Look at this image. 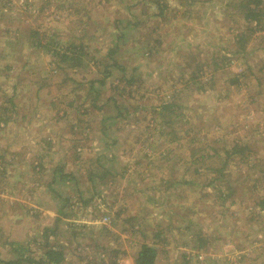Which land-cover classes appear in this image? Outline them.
Instances as JSON below:
<instances>
[{
	"label": "rangeland",
	"instance_id": "374dc122",
	"mask_svg": "<svg viewBox=\"0 0 264 264\" xmlns=\"http://www.w3.org/2000/svg\"><path fill=\"white\" fill-rule=\"evenodd\" d=\"M190 1L0 0V104L14 105L0 122L1 260L19 242L35 255L62 249L63 264H135L154 242L155 264H264V31L229 54L240 13L230 0ZM49 39L82 44L83 68L47 54ZM197 64L214 89L185 88ZM174 94L189 118L160 125L156 109ZM236 140L254 155L228 165L221 183L234 193L221 205L192 150Z\"/></svg>",
	"mask_w": 264,
	"mask_h": 264
},
{
	"label": "trees",
	"instance_id": "16d2710c",
	"mask_svg": "<svg viewBox=\"0 0 264 264\" xmlns=\"http://www.w3.org/2000/svg\"><path fill=\"white\" fill-rule=\"evenodd\" d=\"M159 2L160 1H157V5L160 8V11L156 16L164 15L163 12H164V8L166 7V4H164L163 2L160 3ZM188 4H193L192 0ZM225 7L235 8L240 13L245 23L242 30H240L234 35V40H235L234 45L237 46L235 52L229 51V54L238 53L239 55L244 56L245 54H247L248 48L246 46L249 40L251 39V35L256 32L264 31V2L263 0H230L226 2ZM31 34L38 36L42 40L41 31L34 30L32 31ZM84 35L88 37L87 33H83L82 36ZM260 37H261V41H263L264 43V34H262ZM119 38H121V36ZM37 45L38 46H34V47L35 48L42 47V44H40V46L39 44ZM44 46L48 47L47 54L54 57L55 59L60 58L62 62H66L68 60L70 62L69 67L79 68V69L83 68V65H81L82 56L84 54L86 55V52L84 48L79 47V46H83L82 44L79 43L76 45L72 43L65 49H62L58 44V42L50 41L49 39L47 44H45ZM118 48L119 46H115L113 47V49H109L110 52L109 54H111L114 51H117ZM57 64L59 65L60 70L63 72V70H65L64 66L61 64V62H57ZM212 64L214 67L212 73H215L217 70L229 66V60L223 61L220 64L217 61H214L212 62ZM113 65H116V63ZM205 71L206 70L203 69V66L201 64H197L196 69L193 70L190 76L188 77V79H186L185 88L192 89L191 86L194 85L196 86L194 88L195 90H199L202 92L206 90L214 89V84L212 83L214 81V78L212 75L205 77L204 81L201 79ZM238 76H239L238 74L237 75L234 74L233 78L229 79L227 82H229L230 85L231 84L238 85L239 83ZM64 80H67V76ZM104 82H105L104 77L99 80L100 84H104ZM125 83L131 84L132 80H127ZM174 95L175 96L171 98L172 100H165L164 102H162L161 106L158 107V109H156L157 113L162 119L160 125L170 126L172 124H176L179 122L183 123V121L187 122V118H189V116L186 115L184 112L178 111L181 108V105L178 104V102L176 103L175 100L178 95L176 94ZM8 101L10 102L11 106H3L2 104H0V122H3V124L5 125L10 120V117L7 116V113H9L14 107V105L12 104V98H9ZM70 105H72V103H70ZM117 108H118L117 116L122 117L121 111L125 109H122L120 107ZM153 120H154L153 123H156V118H154ZM187 132L189 134V131ZM190 133H196V132H190ZM252 149L253 148H251L250 143L241 144L238 140L233 142L229 148H227V146H223L218 149L215 145H212L211 146L212 153L211 152L207 153L206 152L207 150H205L204 147L199 149V151H196L193 148L192 157L194 158V162L197 163V166L195 167L194 171L200 175L202 172L207 177L210 176L208 182L206 183V186L212 184L217 186L218 194L220 193L221 195H223L222 197L217 196L222 200L220 202L221 205H225L226 204L225 200L228 199L234 193V189L232 188V185L230 184L225 185L221 183V179H224L225 176L228 174L227 173L228 165L231 164L233 160H235L236 156H238L241 161L247 159L249 155L250 157H253L254 152ZM221 152H223V154H221ZM197 153L200 154L197 155ZM101 158L102 156L97 158L96 162L100 161ZM0 163H2V161H0ZM62 167L63 166L61 167L55 166L53 168V174L51 176L52 180H58L59 182L64 181L65 175L62 174ZM53 182L54 181L50 182V184ZM187 183L198 184V182H187ZM173 184H176V182H173ZM200 184L204 186V184L202 183ZM170 185H172V182H170ZM232 203L233 202H231V204ZM259 206L261 210L264 209V198H262L261 201L259 202ZM48 233H50V231L44 229L43 232L44 236H46ZM156 236L158 237V235ZM74 237H76V235ZM200 241H201L200 243L202 244L203 242L202 239ZM11 244H12V250L15 254L14 258L9 260L0 259V264H63L66 259L65 252L62 249L60 250L52 246L50 248H45L48 245L42 242H38V246H43L42 248H45V251L43 253H39L38 255H35L34 252L31 251V249L29 248L30 245L28 243L23 244L19 242H13ZM97 246L98 244H95V247ZM116 252H118V250ZM156 256H157V248L154 242L152 244L142 243L139 251L137 252L135 264H155ZM92 257H94L95 259H90L89 260L90 264L104 263L102 262V260H97L96 255ZM112 263L115 264V261H113Z\"/></svg>",
	"mask_w": 264,
	"mask_h": 264
}]
</instances>
